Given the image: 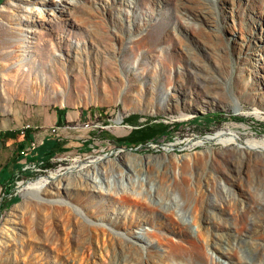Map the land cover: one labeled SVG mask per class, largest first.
<instances>
[{
  "label": "rangeland",
  "instance_id": "obj_1",
  "mask_svg": "<svg viewBox=\"0 0 264 264\" xmlns=\"http://www.w3.org/2000/svg\"><path fill=\"white\" fill-rule=\"evenodd\" d=\"M60 1L0 0V106L84 129L14 176L0 264H264V153L197 143L264 139V0Z\"/></svg>",
  "mask_w": 264,
  "mask_h": 264
},
{
  "label": "crops",
  "instance_id": "obj_2",
  "mask_svg": "<svg viewBox=\"0 0 264 264\" xmlns=\"http://www.w3.org/2000/svg\"><path fill=\"white\" fill-rule=\"evenodd\" d=\"M83 130L71 129V115L58 111L40 109L29 114L19 107L0 106V190L26 165L71 156L83 141Z\"/></svg>",
  "mask_w": 264,
  "mask_h": 264
},
{
  "label": "bare ground",
  "instance_id": "obj_3",
  "mask_svg": "<svg viewBox=\"0 0 264 264\" xmlns=\"http://www.w3.org/2000/svg\"><path fill=\"white\" fill-rule=\"evenodd\" d=\"M57 1L61 2L60 0H57ZM52 26L55 27V23ZM52 44L53 42L50 38L43 39V43H42L43 46L44 45L52 46ZM41 56L43 57V55ZM259 58L261 59V56H259ZM254 113L257 116L259 115V111H254ZM115 122L120 123L119 120H116ZM206 140H216L217 142L221 144L233 143L239 149L256 150L258 152L264 153V139L259 140V141L246 140L244 143H238V136L236 135L234 131H231L225 134L221 131H216L213 134L204 135L203 139L198 140L197 143H200ZM104 159L105 158L102 156L96 159H88L84 161H79L75 159L69 166H66L65 171H60L59 169L57 171L56 170L50 171L47 175H40L33 180H30V181H27L21 184L20 189L41 190L48 185H55L54 187H58L61 184L67 185L69 182H71V179H73L76 175H82L84 173L86 175V174H89V172L90 173H93L94 171L97 172L98 171L97 166L101 165ZM73 251H74L75 256H77L79 252V248L75 247Z\"/></svg>",
  "mask_w": 264,
  "mask_h": 264
},
{
  "label": "trees",
  "instance_id": "obj_4",
  "mask_svg": "<svg viewBox=\"0 0 264 264\" xmlns=\"http://www.w3.org/2000/svg\"><path fill=\"white\" fill-rule=\"evenodd\" d=\"M5 197L3 198L1 204H0V211L7 206L10 203V200H7V195L10 193V185L3 191Z\"/></svg>",
  "mask_w": 264,
  "mask_h": 264
},
{
  "label": "built area",
  "instance_id": "obj_5",
  "mask_svg": "<svg viewBox=\"0 0 264 264\" xmlns=\"http://www.w3.org/2000/svg\"><path fill=\"white\" fill-rule=\"evenodd\" d=\"M29 125H25L24 126V128H27ZM42 162H39V163H31V164H29V165H26L24 168H23V170H31V171H37V170H39V166L38 165H40Z\"/></svg>",
  "mask_w": 264,
  "mask_h": 264
}]
</instances>
